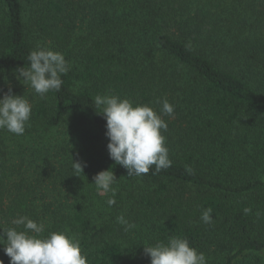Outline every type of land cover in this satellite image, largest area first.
I'll use <instances>...</instances> for the list:
<instances>
[{
    "label": "trees",
    "instance_id": "obj_1",
    "mask_svg": "<svg viewBox=\"0 0 264 264\" xmlns=\"http://www.w3.org/2000/svg\"><path fill=\"white\" fill-rule=\"evenodd\" d=\"M38 42L71 65L60 90L44 99L12 91L32 104L30 129L68 126L54 153L65 160L46 150L26 175L0 129V223L26 215L45 223V235L67 231L89 264H150L143 244L170 236L205 256L222 247L207 264H264V0H0V77L27 66ZM104 94L157 112L158 99L175 106L174 118L163 117L170 168L136 177L115 164L93 105ZM107 169L117 177L112 206L93 184ZM51 180L77 200H59L55 186L58 196L41 200ZM121 214L135 227L125 232Z\"/></svg>",
    "mask_w": 264,
    "mask_h": 264
},
{
    "label": "clouds",
    "instance_id": "obj_2",
    "mask_svg": "<svg viewBox=\"0 0 264 264\" xmlns=\"http://www.w3.org/2000/svg\"><path fill=\"white\" fill-rule=\"evenodd\" d=\"M26 61L27 66H18L13 72L26 89L31 88L41 99L49 91L60 90L62 76L71 67L63 53L39 42L29 52ZM157 103L160 104L159 112L150 105L134 104L114 94L96 95L94 98L97 114L106 120L109 157L115 164L124 167L128 176L147 175L152 166V175H157L173 164L163 135L168 129L163 117L174 118L175 106L167 98L158 99ZM31 115L32 104L25 95L14 94L9 87L0 97V129L23 135ZM72 167V175L80 176L79 173L84 172L80 161L73 159ZM187 171L192 173L193 169L187 167ZM93 180L97 194L105 196L111 193L106 203L114 205L116 189L113 185L117 183V177L112 169L98 172ZM244 211L248 213L250 209L245 208ZM212 212L210 207L202 211L201 220L205 224L212 223ZM116 221L125 232L135 227L123 214ZM0 228L3 229L0 245H4L3 251L10 258V264H89L78 239L67 231H49L45 235L43 221L37 222L26 215L16 216L7 227L0 223ZM143 245L150 264H207L205 254L180 236H170L166 243L158 241ZM0 264H4L3 260Z\"/></svg>",
    "mask_w": 264,
    "mask_h": 264
},
{
    "label": "rangeland",
    "instance_id": "obj_3",
    "mask_svg": "<svg viewBox=\"0 0 264 264\" xmlns=\"http://www.w3.org/2000/svg\"><path fill=\"white\" fill-rule=\"evenodd\" d=\"M7 78V79H6ZM10 82V83H9ZM21 88V90H25L26 86H24L20 81L16 79L15 74H7L5 76L0 77V97L3 96L4 92L8 91V88ZM29 88H27L28 90ZM66 127H61L60 129H30L26 125V131L23 135H15L13 133H8L5 135V146L8 150V154L11 157V160L13 162H17L21 167H23V171L26 175H31L33 170L37 167V165L43 160V158L46 156V150L49 151V153L52 154V158L54 159V163L58 164L59 166H62V162L65 160H57L55 159V145L57 143V140H59L64 132H66ZM61 131V132H60ZM70 131V129H69ZM54 134V135H53ZM53 135V136H52ZM49 184V195H46L45 192L39 193L40 197L43 196V198H40L43 201L51 200L53 196H58L56 192H53V180H51V183L47 181ZM57 188V192H61L64 194L59 200L66 201L68 199H75V196L73 195V191L68 192L64 187L60 186L59 184L55 186ZM46 199V200H45ZM54 200V199H53ZM73 200V201H74ZM222 247L216 248L217 250H213L206 255L208 258H216L218 255H220L219 250H221ZM222 252V251H221ZM226 251L222 252V255H224Z\"/></svg>",
    "mask_w": 264,
    "mask_h": 264
}]
</instances>
